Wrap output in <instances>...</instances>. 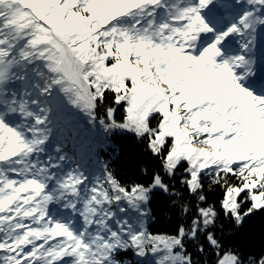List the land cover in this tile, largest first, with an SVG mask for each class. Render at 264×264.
I'll list each match as a JSON object with an SVG mask.
<instances>
[{"label":"snow or ice","instance_id":"snow-or-ice-1","mask_svg":"<svg viewBox=\"0 0 264 264\" xmlns=\"http://www.w3.org/2000/svg\"><path fill=\"white\" fill-rule=\"evenodd\" d=\"M100 134L116 153L113 134L134 136L159 169L128 184L90 169L77 149ZM178 173L187 201L165 179ZM157 193L174 233L149 230ZM256 212L264 0H0V264H196L201 237L216 264H245L221 252L218 220Z\"/></svg>","mask_w":264,"mask_h":264},{"label":"trees","instance_id":"trees-1","mask_svg":"<svg viewBox=\"0 0 264 264\" xmlns=\"http://www.w3.org/2000/svg\"><path fill=\"white\" fill-rule=\"evenodd\" d=\"M116 119L120 120L123 116V109L117 108ZM112 143L119 145V152H114L111 148L101 147L103 144V134L95 136L91 141H85L83 145L78 146V152L83 158V162L90 169H97V158L109 165L117 177L125 184L138 182L147 183L151 178L152 172L159 169V161L149 155L145 150L143 143L138 142L136 138L128 134H113L110 138ZM69 144V148H71ZM145 165L148 174L144 175L139 171V165ZM179 173L176 181L166 182L175 184L184 199H191L183 187L178 183ZM208 201L215 203L219 210V201L221 199L220 189L208 191L205 188ZM194 202V200H193ZM151 215L147 221L149 230L153 233H174L177 225L181 222V217L177 210L171 205L170 198L157 193L153 196L150 203ZM216 236L221 241L223 247L221 252L232 249L247 264L249 257L259 259L264 255V212H256L248 217L243 226L238 230L233 227L229 220L222 216L218 220ZM201 243L205 245V252L199 253L195 247L189 243L188 250L192 253L196 264H216L217 256L208 248L203 237ZM122 259L131 261L132 264H140L139 260L131 252L122 256Z\"/></svg>","mask_w":264,"mask_h":264},{"label":"rangeland","instance_id":"rangeland-1","mask_svg":"<svg viewBox=\"0 0 264 264\" xmlns=\"http://www.w3.org/2000/svg\"><path fill=\"white\" fill-rule=\"evenodd\" d=\"M258 55H259V53H258Z\"/></svg>","mask_w":264,"mask_h":264}]
</instances>
